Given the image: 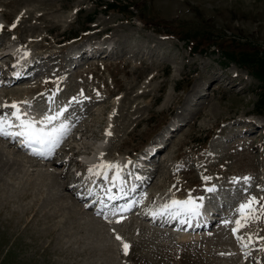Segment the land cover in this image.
<instances>
[{
    "label": "rangeland",
    "instance_id": "rangeland-1",
    "mask_svg": "<svg viewBox=\"0 0 264 264\" xmlns=\"http://www.w3.org/2000/svg\"><path fill=\"white\" fill-rule=\"evenodd\" d=\"M0 26V51L26 50L40 72L1 83L0 107H66L61 146H72L21 165L28 154L0 137V264H264V218L232 232L241 203L264 205V0H0ZM103 142L109 162L127 161L123 178H146L131 213L102 216L79 199L72 210L66 170L86 169ZM155 144L167 147L150 159ZM174 195L203 197L214 224L148 219Z\"/></svg>",
    "mask_w": 264,
    "mask_h": 264
},
{
    "label": "snow or ice",
    "instance_id": "snow-or-ice-1",
    "mask_svg": "<svg viewBox=\"0 0 264 264\" xmlns=\"http://www.w3.org/2000/svg\"><path fill=\"white\" fill-rule=\"evenodd\" d=\"M15 23L12 25L14 28ZM2 28V26H0ZM75 101V98H73ZM20 103L28 104V101L24 102H14L11 105L5 104L3 107L12 109L10 115H0V137H23L24 146L30 147L32 149V155L39 157H49L54 154L55 150L60 146L62 141L66 138L69 132V124L66 120L61 119L64 113L67 111L66 107L61 108L58 111L51 112V114H45L40 119L32 118L29 113L24 112L20 108ZM12 129H19V131H12ZM111 135V133H106ZM129 163H131L129 161ZM114 172L111 177V183L113 186H119L123 190L124 179L122 175V167L119 164L113 162L102 161L98 165H94L88 169L90 177H102L105 181H109V172ZM205 180L210 179L209 177H204ZM250 178L245 177L244 180L247 182ZM208 192H214L215 188L210 187L206 189ZM108 192L111 188L107 189ZM109 199H115L114 196H109ZM203 200V197L199 198ZM257 198L250 197L245 203L239 205V216L240 219L235 221V227L232 229L234 235L239 232L240 229L249 226L250 222H259L264 218V205H261L259 209L253 207L256 204ZM202 205L198 204L191 196L186 200L172 199L169 203L162 206V211L160 213L152 212L153 216L158 214H163L165 211H170V214L174 217L183 214L199 215V209ZM127 208H122L120 211H126ZM116 213L114 212L113 215ZM120 222L119 220L117 221ZM230 223V221H225V224ZM237 240L243 244L244 237L237 235ZM117 240L122 238L117 235ZM249 239H251L249 237ZM243 246L247 247L246 244ZM124 254H128L129 245L123 243Z\"/></svg>",
    "mask_w": 264,
    "mask_h": 264
},
{
    "label": "bare ground",
    "instance_id": "bare-ground-1",
    "mask_svg": "<svg viewBox=\"0 0 264 264\" xmlns=\"http://www.w3.org/2000/svg\"><path fill=\"white\" fill-rule=\"evenodd\" d=\"M1 36V35H0ZM2 36H4V35H2ZM1 42V41H0ZM3 46V45H2ZM101 46V45H100ZM5 48H8V47H5ZM4 48V49H5ZM85 53V51L84 52H81L79 55H83ZM13 54H14V52H10L9 53V51L8 50H4V52L3 53H0V67L5 63V61L3 62V57H5V55H7V56H13ZM17 54H19V56L22 58V61H24V59H25V56H26V54H27V51H20V52H18ZM30 57V56H29ZM33 58V57H32ZM37 59V58H36ZM34 60V59H33ZM31 67V66H30ZM29 67V68H30ZM51 69V66H49V67H47L46 69ZM194 70L196 71V67H194ZM4 71L2 70V72H0V76L2 75V73H3ZM38 75H40V73L38 74ZM38 75H36L35 76V78L38 76ZM51 76V75H50ZM201 76H203V78H204V80H209V81H211L212 79H215V76H213V75H209L208 73H205V74H202ZM55 77V76H54ZM49 79V78H48ZM20 79H18V81H19ZM46 81V80H45ZM243 87V86H242ZM244 88V87H243ZM14 90V89H13ZM39 97V96H38ZM16 100V98L14 99H12L11 101H13V103L14 102H24L25 101V98L23 99V100H20V101H15ZM157 101V99L155 100V102ZM47 107V106H46ZM20 108H21V110L22 111H24V112H27V113H29V115H31L32 113H31V110L29 109V105L28 104H24V103H20ZM7 109L5 108V107H0V112H3V111H6ZM71 110V109H70ZM61 119H63V118H61ZM148 119L147 118H145V117H139V118H135V122H136V126L137 125H139L140 123H143V122H146ZM263 126L264 125H262L261 127L263 128ZM131 130H133V129H131ZM1 139V138H0ZM9 140V139H8ZM253 142V141H252ZM68 145V144H67ZM67 145L65 146L66 148H67ZM101 146H100V149L98 150V152H96V154L94 155V156H90V157H87V158H89V159H92L91 160V162H93V164L94 165H98V164H100L101 162L99 161L100 160V158H103L102 157V152H104V150H105V146H104V144L103 143H101L100 144ZM69 146V145H68ZM154 146H156L157 147V149H156V153L155 154H152L150 157L153 159V158H155V156H156V154H158L159 153V151H162L165 147H167V145H165V146H159L158 144L156 145H154ZM10 147V146H9ZM65 147H64V149H63V147H62V150H65ZM69 147H72V146H69ZM155 147V148H156ZM79 151V150H78ZM81 154H84V153H81ZM31 157V156H30ZM29 155H28V158L26 157V156H22V155H17V159H16V164H21V165H26V162H28V164H29V161L31 162V160L32 159H30L29 160ZM104 157H105V155H104ZM108 158L109 157H105L104 159H107V161L109 162V160H108ZM150 158V159H151ZM25 159H27V160H25ZM54 160H58V159H54ZM53 160V165H60V164H62V162H61V160H58V161H60V162H58V161H54ZM18 161V162H17ZM33 161H35V160H33ZM25 163V164H24ZM114 163H116V164H119V165H121V167L123 168L124 166H125V162L124 161H121L120 159H118L117 161H115ZM31 164V163H30ZM51 164V163H50ZM143 169V168H142ZM141 169V170H142ZM147 169V168H146ZM145 169V170H146ZM125 170V169H124ZM144 170V171H145ZM149 170V169H148ZM125 172V171H124ZM126 172H127V170H126ZM147 172V171H146ZM149 172V171H148ZM150 172H152V171H150ZM123 174V173H122ZM108 175L109 176H113L114 175V172H109L108 173ZM126 175H127V173H126ZM146 179V178H145ZM144 182H146V181H144ZM65 187L66 186H69V184H67V183H65V185H64ZM70 187V186H69ZM146 189V188H145ZM81 190V189H80ZM73 197H74V199H72V198H69L71 201H72V203H73V205L71 206L72 207V210L74 211H77L78 213H81L80 211V209L81 208H78V204H77V202H76V199L78 200H81V201H83V200H88L87 198H84V199H80V198H78V197H76V195H75V193L73 192ZM212 195H213V193H212ZM128 198L129 197H127L126 198V200H128ZM173 198H175V195L173 196ZM122 200H125V199H122ZM80 201V202H81ZM117 202V201H116ZM79 204H81V203H79ZM113 206H114V204H113ZM80 207V206H79ZM220 208V207H219ZM213 210V209H212ZM77 212H75V213H77ZM145 212H146V210H145ZM131 213V212H130ZM128 214V213H127ZM131 215V214H130ZM129 215V216H130ZM140 215V214H139ZM53 216V215H52ZM141 217H142V215H140ZM51 217V216H50ZM72 217V216H71ZM136 217V216H135ZM214 217V216H213ZM217 217V216H216ZM46 218V217H45ZM126 218V217H125ZM127 219V218H126ZM149 219V218H148ZM214 219V218H213ZM72 221V220H71ZM114 220H112V222H113ZM87 222H89L90 224L91 223H93V224H95L94 222H90V221H87ZM104 223V222H103ZM125 223V222H124ZM214 223V222H213ZM74 224V223H73ZM92 224V225H93ZM106 225V224H105ZM213 225V224H212ZM141 226H143V225H141ZM236 226V225H235ZM99 227V226H98ZM185 227V226H184ZM103 228V227H102ZM143 228H146V227H144L143 226ZM142 228V229H143ZM95 229V228H94ZM101 229V228H100ZM119 229V228H118ZM117 229V230H118ZM184 229V228H183ZM93 230V229H92ZM147 230H149V229H147ZM146 229H145V231H147ZM96 231V230H95ZM99 231V230H98ZM97 232V231H96ZM48 233V232H47ZM98 233H100V232H98ZM120 234V233H119ZM142 235V234H141ZM179 236H181V235H179ZM188 235H182V237H184V238H186ZM189 237V236H188ZM97 251L99 250V249H96ZM131 253V252H130ZM104 262V261H103Z\"/></svg>",
    "mask_w": 264,
    "mask_h": 264
}]
</instances>
